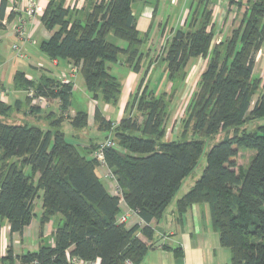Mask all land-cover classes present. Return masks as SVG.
Wrapping results in <instances>:
<instances>
[{"label":"trees","instance_id":"obj_1","mask_svg":"<svg viewBox=\"0 0 264 264\" xmlns=\"http://www.w3.org/2000/svg\"><path fill=\"white\" fill-rule=\"evenodd\" d=\"M135 1L84 0L75 10L65 7V0H49L40 22L53 34L40 43L39 51L51 60H68L93 100L116 106L122 87L109 66L119 62L139 73L144 59L140 49L146 37L136 30L131 11ZM236 6L243 10L242 17L229 38L213 44L209 11L201 14L199 25L190 22L187 30L175 31L167 43L163 62L169 82L179 72L183 80L190 59H207L186 108L182 137L190 126L193 133L211 137L264 118V79L253 76L255 56L264 42V0L236 2ZM4 8L2 3L0 19ZM109 34L126 47L107 42ZM15 86L32 90L34 100H57L60 110L58 116H45L50 126L46 131L0 121V218L8 221L11 234H22L31 222L33 201L41 193L40 226L57 215L62 219L61 225L54 226L52 244H40L37 251L21 258L22 264L32 260L69 264L67 254L88 262L98 259L99 264H140L149 246L137 234L152 239L150 222L162 217L182 181L195 169L203 142L164 140L160 125L168 105L162 95L139 98L137 110L147 112L141 123L123 118L113 128L95 108L97 129L109 132L115 144L104 151L105 167L118 189L111 195L95 173L99 163L91 155L98 146L80 149L66 142L60 130L70 106V82L47 77L34 82L19 74ZM9 110L0 103V115ZM69 120L73 128L87 126L84 112ZM239 149L255 152L246 170L236 165ZM121 201L141 223L126 228L117 220ZM203 204L209 207L220 246L230 252L229 264H264V126L257 132L234 133L209 150L201 176L176 201V211L181 215Z\"/></svg>","mask_w":264,"mask_h":264},{"label":"crops","instance_id":"obj_2","mask_svg":"<svg viewBox=\"0 0 264 264\" xmlns=\"http://www.w3.org/2000/svg\"><path fill=\"white\" fill-rule=\"evenodd\" d=\"M137 1L144 2L145 0ZM246 1L247 0H239L238 2L244 4ZM28 2L35 3L37 7L36 12L32 17L27 16L25 13V8ZM48 2L49 0H0V6L2 3L5 4L3 17L0 19L2 25L0 28V87L6 91L4 97L0 99V103L10 107V109L15 106L14 111L16 115H18L17 111L20 105L24 102L23 104H25L26 110L27 106H30L29 109L25 111V115L31 116L34 114L37 119H40L41 116H39V114L41 111L51 109V112L49 113L58 116L60 110L57 100H52V107L38 103L36 100H33L28 96V91L25 92L22 89L16 88L15 77L20 74L25 79L34 82H37L42 77H47L55 82H70L72 86L70 106L60 127H63L64 124L71 126L69 118H73L77 112L86 113L87 126L81 129L74 128L78 130L76 137L78 138L79 143L73 145L80 149H89L91 146H98L105 138H108L109 135L111 136L109 132L99 131L97 129L96 123L93 120L94 109L97 108L102 117L110 121L112 125L115 124V126L123 118H132L131 114H134L135 112L134 107H132V113L130 112V114L129 110L131 109V104L128 106V109L127 104L132 102V92L138 87L143 74L147 72L144 79L149 82L147 83L148 86L150 85V80L155 78L154 85L157 86V88L152 89L154 91L153 94L155 96L156 94L161 95L163 93L161 88H164L168 83L165 69L166 65L165 62H163V55L154 63L150 62L148 64V61L146 60V63L144 65L141 63V66L143 65V68H145V66L147 68L144 69L142 76H140L141 71L139 73H134L119 62L111 64L109 66V72L120 81L122 87L117 105L109 106L103 104L100 99L93 100L91 94L87 92L88 95H86L85 109H73L71 107L72 95L78 88L77 82L78 84L81 82L77 79V76L79 75L78 69L76 68L77 72L74 75H71L70 71L73 66L68 60H51L38 49L40 43L48 40L53 34V31H47L40 22V18ZM234 3H236L235 0ZM83 4L84 0H65L64 6L79 10ZM131 11L135 18L136 30L141 36L146 37V42L140 49L143 54L147 49H153L157 44H163L165 40H169L170 42L175 31L179 29L187 30L189 24L188 20L191 14L190 10H187L184 7L183 10L179 12V15L175 17L172 26L168 27L163 16H159L157 6L154 8H147L143 5L142 7H137L133 10L131 5ZM212 19L213 13H211V20ZM21 21L24 22V34L29 36V42L20 40L15 35V28ZM5 41L11 43V49L16 45L19 49V55L15 53L14 56H7V58L4 59L1 52L5 47L3 45ZM263 45L264 42L255 56L253 69V76L259 78L261 82L264 77L261 79V74L257 71L261 72V68L264 67ZM35 46H37V50L41 56L47 58L48 63H46V65L40 62L42 61V57L36 52ZM5 49L7 48L5 47ZM146 57L144 59H146ZM200 59L203 60V63H199L201 62ZM160 61L161 63L158 65ZM195 62L197 65L201 64L200 67L203 65V70L198 74V77H200L205 69L207 59L201 57L192 58L188 61L187 65H190L192 68ZM27 98L30 99V102L27 101ZM32 109L34 112L30 111ZM127 110L129 116L126 114ZM62 133L65 137V132L62 131ZM102 133L103 135L105 134L104 138L95 141L96 138H98V135ZM91 156H93V154ZM105 172H107V168L103 166H98L95 170L96 175L107 192L111 195H116L117 188L115 181L105 178ZM128 212H130V209L121 201L119 204V213L116 216L117 220L119 221L122 215H126ZM52 221L53 218L41 227L38 220L36 229L37 236L35 238L36 242H34V232L27 233V230L32 226V220L30 224L23 229L22 234H11L8 221L4 218H0V263L9 262L11 264H22L21 258L27 253H34L37 251L40 244H52ZM139 223H141L139 217L130 212L124 225L126 228H130ZM149 227L153 231V236L150 241L144 238L141 234H137L139 240L149 246L148 252L140 264L230 263V252L227 248L220 246L218 234L212 228L209 207L206 204L191 206L183 214L179 215L176 211V202L175 204H172L171 201L162 217L158 220H152ZM176 249L178 250L177 254L174 253V250ZM124 264L130 263L126 262Z\"/></svg>","mask_w":264,"mask_h":264},{"label":"rangeland","instance_id":"obj_3","mask_svg":"<svg viewBox=\"0 0 264 264\" xmlns=\"http://www.w3.org/2000/svg\"><path fill=\"white\" fill-rule=\"evenodd\" d=\"M231 1V3H229ZM238 2L239 0H235ZM145 5L147 8H154L157 6L158 14L159 16H163V19L168 27H171L173 24V21L175 17L179 15V12L183 10L185 7L187 10H190L191 14L188 20V23L192 22L196 23L202 19L201 14L206 12L213 13V19L212 23L214 26V32L215 36L213 39V43H218L220 41H223L227 38H229L231 31L233 28H236L239 25V22L242 17L243 10H238L236 3H234V0H145L144 2H134L132 4L133 10H135L137 7H142ZM198 22V25H199ZM107 42L115 44L117 46H120L122 48L126 47V43L118 40L115 38L112 34H109L106 37ZM169 40H165L163 44H157L155 48L153 49H147V51L144 52L146 59H143L141 63L143 65L146 63L145 61H148V64L150 62H156V60L161 57L164 54L165 48L167 46V43ZM7 49H2L1 54H3V58H7V56H14L16 53L13 49L10 48L11 43H8L7 41L3 44ZM35 50L38 53V55L41 56V54L37 50V46H35ZM264 49V45H263ZM147 54V55H146ZM42 57V61H40L42 64L48 63L47 58ZM144 57V58H145ZM34 60V58H33ZM201 60V59H200ZM46 61V62H45ZM45 62V63H44ZM264 62V61H263ZM1 63V61H0ZM161 61L158 63L160 65ZM203 63V60L201 62ZM21 64V63H20ZM147 64V65H148ZM142 65V70L140 72V76H142L144 69ZM201 64L194 63V66L191 68L190 65H186L184 69V75L185 77L183 80H180L179 77L182 76V72H179L176 75V79L173 81H168L167 85L164 88H161V91L163 92L161 95L163 96L164 103L167 102V110L165 113V120L163 124L160 125V128L163 127L165 131L164 140H179V141H191V140H199L203 142V152L200 154L198 158L197 165L195 169L192 171V173L186 177L180 186V189L175 194V196L172 199V204H175L176 200H178L183 194H185L190 188L193 186L195 181L201 176L205 166H206V156L209 150L220 141H223L225 138L231 137L234 133L241 134L243 132H257L259 127L264 126V118L251 120L243 124L238 129H229L225 132H220L219 134L211 137L202 136L197 133H193L191 130V126L187 128V133L185 136L182 137V131L184 129V121L186 119V108L190 102V99L192 98L193 94L197 90L199 77L198 74L203 70V65L200 67ZM264 65V63H263ZM262 67V65H261ZM260 68V67H259ZM258 69V68H257ZM261 74V79L264 77V67L261 68V72L257 71ZM147 73V72H146ZM145 73V74H146ZM159 73V71H158ZM145 74L142 76V83L140 84V88L137 89V87L132 92L131 101L129 104H127V109L129 108L131 104V109L129 110V113H132V107H134V114L130 113L132 116V119L136 120L138 123H141L145 115L147 114L146 111H138V103L139 98L143 97L144 101L148 100L150 97L147 96L148 94L154 93L152 90L153 88H157V86L154 85V79L150 80V85L148 86L147 83H149L147 80L144 79ZM258 74V73H256ZM256 76V75H255ZM78 81L77 82V89L72 95V108H80L85 109L86 107V98L88 95L87 91L85 90L83 79L81 78L80 74L77 76ZM141 79V78H140ZM157 91V90H156ZM258 91L256 95L253 96L252 103L250 106V110L253 107V104L257 100L259 93ZM154 95V94H153ZM157 95L155 97L161 96ZM34 100V98H33ZM46 106L52 107V99H45ZM23 102V100H22ZM24 103V102H23ZM20 105L18 109V115L15 114V106H13L7 113L0 115V121L5 124L9 125H26V126H32L37 127L43 131H46L50 128L49 126V119H46L45 115L51 112L50 110L45 109V111H41L39 116H41L40 119H37L36 116L31 115H25V111L29 109L30 106H27V110L25 108V104ZM144 102L142 103V105ZM4 105V104H3ZM34 107V106H33ZM128 110L126 111L127 116H129ZM75 116V115H74ZM130 116V117H131ZM126 117V116H125ZM117 126V125H116ZM112 127H115V124L112 125ZM61 131L65 132V140L66 142L76 144L79 143L78 138L76 137L77 131L76 129L72 128L71 126L64 124L63 127H60ZM105 134L98 135V138H96L95 141H98L102 138H104ZM111 136L109 135L108 138ZM111 139V138H110ZM107 138L103 140L105 142ZM102 142V143H103ZM100 145V144H99ZM98 145V146H99ZM255 152L251 150L246 149H239L237 151V157H236V165L243 167L244 170L247 169L248 164L250 163L251 158L254 156ZM94 157V155H93ZM95 158V157H94ZM100 166V164H99ZM26 173L28 172V169L25 170ZM107 172H105L104 175H106ZM117 192V190H116ZM117 194V193H116ZM41 214V193L40 196L33 201L32 204V226L27 230V233L34 232V242H36L35 238L37 236V225L38 220ZM123 216V215H122ZM53 229L54 226H59L62 224V219L59 215L56 217H53ZM124 223V222H123ZM47 241V240H46ZM45 241V242H46Z\"/></svg>","mask_w":264,"mask_h":264},{"label":"built area","instance_id":"obj_4","mask_svg":"<svg viewBox=\"0 0 264 264\" xmlns=\"http://www.w3.org/2000/svg\"><path fill=\"white\" fill-rule=\"evenodd\" d=\"M249 1H251L253 3L256 0H249ZM36 9H37V7H36L35 3L28 2L27 6L25 8V13H26L27 16L32 17L35 14ZM15 35H16V37L18 39L29 42V40H30L29 39V36H26L24 34V22L23 21H21L16 26V28H15ZM12 49L17 53V55H19V49H18V47L16 45H14L12 47ZM76 72H77V70H76L75 67H73L71 69V71H70L71 75H74ZM5 93H6V91L2 87H0V99H2L4 97ZM28 96L33 99V92H32V90H29L28 91ZM36 101L38 103H42L44 105L46 104L45 98H43V97L37 98ZM114 145L115 144H114V142L111 139H107L105 142L101 143L98 146V148L94 151V154L93 155H94L95 159L98 161V163L100 164V166L105 167L104 151L106 149H108V148H113ZM105 178L114 180V177H113L112 173L108 169H107V174L105 175ZM116 190H117L116 193L118 194V189H116ZM130 212H128L126 215H123L119 219V222L120 223L125 222L126 218L130 214ZM67 259H68L69 264H99V260L98 259H96L94 261L88 262V261H83L81 259H78L76 257H70V256H68V254H67ZM0 264H8V263L7 262H1ZM28 264H39V263L36 260H32Z\"/></svg>","mask_w":264,"mask_h":264}]
</instances>
